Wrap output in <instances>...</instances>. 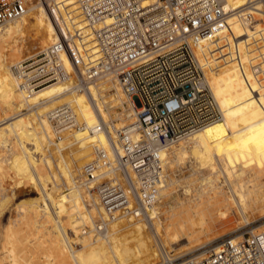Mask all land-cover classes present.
Returning <instances> with one entry per match:
<instances>
[{"label": "bare ground", "instance_id": "obj_1", "mask_svg": "<svg viewBox=\"0 0 264 264\" xmlns=\"http://www.w3.org/2000/svg\"><path fill=\"white\" fill-rule=\"evenodd\" d=\"M28 1L31 4L21 19L0 25L3 26L0 28V86L19 118L16 127H25L24 129L33 132L28 136L27 148L23 149L25 152L27 150L28 156L25 155L27 157L24 158L31 164L33 173L42 176L43 181L49 185L58 184L61 179V185L58 193L33 205L36 210L31 215L19 213L12 217L5 230L7 238L12 239L22 230L25 232L29 229L30 232L34 229L39 232L42 227H47L55 241L48 246L46 264H160L165 258H172L166 250L160 256L158 251H154L152 260H149L141 244L134 240L132 234H137V226L141 221L147 222L156 238L159 236L157 241L162 247L175 251L174 257L190 254L204 258L207 250H202L221 233L238 231L243 226L264 218V3L229 0L234 9H239L229 18L230 28L209 44V51L218 50L209 52L214 66L206 73L223 110V116L166 145L161 152L165 168L169 167L173 171L190 164L192 173L181 180L200 183L213 192L201 211L198 208L203 203L193 201L197 196L180 199L178 206L186 220L176 225L175 233L171 234L167 230L165 235H161L150 213H144L142 219L141 216L126 214L109 218L99 196L92 190L93 185L84 186L81 168L77 169L78 177L71 173L64 154L71 148L92 145V138L97 141L94 158L96 145L103 146L110 152L109 136L104 131L96 130V126L102 121L110 123L104 119L103 110L107 111L113 123L121 122L122 126L116 123V127L136 122L135 109L120 83L107 78L88 84L86 90L82 91L76 86V69L70 58L62 53L69 75L65 80L39 90H26L22 87L14 65L34 55L33 52L36 54L58 41L60 32L55 16L59 19L63 16L72 18L70 24L77 23L78 27L84 29L83 17L77 10L76 0H52L57 7L54 14L48 6L49 0ZM85 24L87 26L86 22ZM87 27L84 29L87 32H84L90 34L91 29ZM18 38L22 42L14 46L13 41ZM87 41H91L90 46H94L92 34ZM225 44L228 45L222 47ZM255 64L259 65V75L252 70ZM102 90L109 92L111 101L106 100ZM67 103L73 108L78 121L85 123L86 129L65 130L60 133L59 138L49 113L58 105ZM116 109L118 113L113 116L111 112ZM6 135L9 134L6 132ZM11 150L10 152H16L14 147ZM54 150L59 152L63 162L61 166L65 167L66 172H63V168L59 169V160L56 159ZM8 153L9 150L0 151V164L11 163L13 158L10 161ZM236 161L249 165L238 170ZM3 167L0 166V176ZM251 167L255 171L249 170ZM169 182L168 176H163L159 195L166 192ZM88 202L92 204L90 209ZM229 210L233 212L232 219L228 218ZM96 217L107 222L104 231H100L104 226H98ZM218 221L221 226H217ZM224 226L228 227L220 231L219 228ZM263 231L264 224L237 234L229 241L216 245L214 250L219 251L228 242L236 244L249 234ZM21 235L17 237L23 240ZM117 237H125V241L119 243L116 241ZM34 240L36 239H31L33 242ZM31 241L27 242L31 244ZM57 249L67 250V254L62 253L63 256L66 255L65 259L59 262L54 257ZM108 249L111 250L109 261L102 259ZM9 250L8 257L4 258L9 264L35 263L32 259L30 263L27 254L22 251L20 254L12 248Z\"/></svg>", "mask_w": 264, "mask_h": 264}, {"label": "built area", "instance_id": "obj_2", "mask_svg": "<svg viewBox=\"0 0 264 264\" xmlns=\"http://www.w3.org/2000/svg\"><path fill=\"white\" fill-rule=\"evenodd\" d=\"M76 1L94 46L87 41L90 34L70 24L72 18L55 16L58 41L14 65V71L24 89L39 90L69 76L63 53L76 69V86L82 91L107 78L120 83L136 122L96 126L109 136L110 152L96 145L95 160L83 166V184L93 185L109 218L142 216L159 199L163 148L223 116L206 73L214 66L209 52L218 50L209 51V44L230 28L229 18L239 8L229 0ZM256 1L264 3L251 2ZM30 4L0 0V25L21 19ZM48 6L54 14L52 0ZM252 70L260 74L258 64ZM49 116L59 138L65 130L86 129L68 103ZM96 223L104 226L100 231L106 229L105 220ZM206 255L167 257L160 264H264V231L228 242L219 251L209 248Z\"/></svg>", "mask_w": 264, "mask_h": 264}, {"label": "rangeland", "instance_id": "obj_3", "mask_svg": "<svg viewBox=\"0 0 264 264\" xmlns=\"http://www.w3.org/2000/svg\"><path fill=\"white\" fill-rule=\"evenodd\" d=\"M34 1L37 2L38 0H34ZM76 6H77L78 12L81 13L78 8L77 1H76ZM82 22L84 24V29H87L88 27L86 26L83 18H82ZM84 31L87 32V30H84ZM20 42H22V39L20 38L14 39L13 45L17 46L18 44H20ZM33 54L35 53L33 52ZM102 91H103L104 96L106 97V100L111 101L110 99H112V97L110 96L109 92H106L107 90H102ZM108 96L110 98H107ZM103 113H104L103 114L104 119H106L107 122H110L114 125L118 123L120 126H122L121 122L113 123L111 121L112 119L110 118L106 110H103ZM117 113H118L117 109L113 111V113L111 112L113 116ZM118 121H120V118L118 119ZM17 124H19V118L17 117V113L14 111L12 106L9 105L7 98L4 96L2 92V87L0 86V151L9 150V153H8V157L10 158L9 160L11 161V159L13 158L11 163L6 162L5 164H2V163L0 164V166L1 165L4 166L2 169V173H1L2 176H0V264H2V262L3 264H9L6 259L4 260V258L8 257L9 251H10L9 249L11 248L16 253L19 252L21 254V251H22V253L27 254V259H29L30 263L34 261L35 263L33 264H46L48 260V256H49L48 246L51 245L53 241H55L54 236L50 233V230L47 227H42L39 230L40 233L38 232V230H34V229H32L33 232L32 230H30V232L32 233L29 232V229L26 231L24 230L25 232H23L22 230L20 231V233L19 232L18 234L16 233L12 237V239L7 238L6 232H5V230L7 229L9 225V221L11 220L12 217L18 216L19 213L24 214V215L25 214L31 215L36 210L32 206L42 202L45 197L53 196L56 193H58L59 186L61 185V179L58 180L57 182L58 184L49 185L48 183L43 181L42 176H39L33 173L31 169V164L28 163V161H26L27 158H24L25 155L28 156V154L26 153L27 150L26 152L23 151V149L25 150V148H27V145L29 144V139H28L29 134L32 135L33 132H30V130L28 129H24L25 127L23 129L17 128L16 127ZM6 132L9 135H6ZM12 132L14 134H11ZM92 140H93V144L89 145L88 147L86 146L78 147L79 150L77 148H71L64 152L69 169L75 177H78L79 175V173L77 172L78 168H81L80 174L83 175V166L89 162L94 161L95 159L94 158V155H95L94 147L97 141L94 138H92ZM17 145H20V146H17ZM13 147L16 148L17 153L12 151ZM10 149H12L11 150L12 152H10ZM23 152H25L26 154L25 153L23 154ZM54 153L56 155V159L59 160L57 162V165H60L59 169L63 168V172H66V170L64 171L65 167L61 166V164L63 165V162L60 159L59 152L57 150H54ZM18 154L19 156H17ZM18 159L21 162L20 161L18 162ZM236 165L238 166L237 169L240 170L242 167L248 166L249 164L243 163L242 161H236ZM191 168H192L191 165L187 164L185 166H182L180 169H174L173 171H170L171 169L169 167H166L165 168L166 170L164 169L165 170L164 176L167 175L170 181L168 188L166 192L163 193V195H159L158 201L156 202L154 207L151 208L148 212L150 213L153 219V222L155 223L161 235H165V231L167 230L171 234L175 233L176 225L179 223H183L186 220L185 215L181 214V208L178 206V204L181 203L180 199L189 198L191 196H194V197L197 196V199H193V201L196 200V202L203 203L202 206L198 208V210L201 211L203 208H205L206 206L205 204L209 200L208 197L210 196V194L213 193L212 191H209L208 187H205L201 185L200 183H197V182L192 183V182H186V181L181 180L184 177H189V175L192 173ZM249 170L255 171V169L252 167ZM56 174L57 176H59V173L57 170H56ZM208 191L209 193H207ZM87 204L90 209L92 204L90 202H88ZM232 213L233 212L231 210L228 211V214H229L228 218L230 219L233 218ZM230 214L232 216H230ZM145 215H148V214L146 213ZM140 219H142V216L140 217ZM99 220L100 219L96 217V221H99ZM216 224L217 226H221L219 221L216 222ZM263 224H264V218H260V219H257L256 221H253L252 223L248 225L243 226L238 231L223 232L213 242L205 246V249H203L202 251H206L209 248L214 250V248L216 249V245L229 241L231 238H233L237 234L245 232V231H250L254 227L261 226ZM227 227L228 226L220 227L219 230L220 231L224 230ZM137 228H138L137 234L134 233L132 235L134 237V240L136 241L138 240L137 242L139 243V245L141 244V248L145 252L147 258H149V260H152L154 251L155 252L158 251V256H160L164 250H166L168 254L171 255L172 258L175 256L176 254L175 251L171 250L169 247H166V248L162 247V245L158 243L157 240L159 236L157 238L155 237L154 232L151 230V228L149 227L147 222H145V220L141 221L138 224ZM21 232H22V235L24 236L21 235ZM29 234H35V235H31L33 236L31 237ZM20 235L21 237H23L24 241L22 240V238H18ZM26 235L30 237L26 238L27 237ZM17 238L18 240H16ZM31 239L32 240L36 239V240H34L33 242L31 241ZM40 239L42 240L41 241L42 243L40 242ZM9 240L10 241L12 240V242L14 241L15 245ZM29 240L31 241V244L33 243L32 246L31 244H29L30 242H27ZM37 240H38V243H37ZM116 241L119 243L124 242L125 237L123 238L117 237ZM7 242L9 244H7ZM34 243H37V245H34ZM40 244H42V246H40ZM26 248L27 250L28 249L30 250V253L33 252V254H30L28 252L29 250L25 251ZM108 251L105 252V256L102 258V259H106L107 261L111 259V250L108 249ZM62 253L67 254V250L66 251H61L58 249L55 250L54 257L57 262L65 259L66 255L63 256ZM180 257H183V256H180ZM180 257H176V258H180ZM31 259H32V262H31Z\"/></svg>", "mask_w": 264, "mask_h": 264}]
</instances>
